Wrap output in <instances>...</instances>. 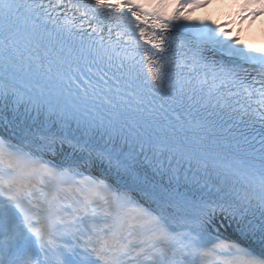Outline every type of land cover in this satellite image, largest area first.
<instances>
[{
  "label": "snow or ice",
  "instance_id": "1",
  "mask_svg": "<svg viewBox=\"0 0 264 264\" xmlns=\"http://www.w3.org/2000/svg\"><path fill=\"white\" fill-rule=\"evenodd\" d=\"M212 4L0 0V264H264V46Z\"/></svg>",
  "mask_w": 264,
  "mask_h": 264
},
{
  "label": "rangeland",
  "instance_id": "2",
  "mask_svg": "<svg viewBox=\"0 0 264 264\" xmlns=\"http://www.w3.org/2000/svg\"><path fill=\"white\" fill-rule=\"evenodd\" d=\"M225 1L221 2V1H213V4L212 6L209 8V9H200V10H197L195 13H194V17H198V19H204V18H208V19H214L217 23H221L223 22L224 23V14L222 15L220 13V11H224L225 9ZM207 12V16H205V13ZM247 22L245 20H241V21H231L229 23V25H233V29L230 34L231 35H236V34H239L243 39L249 35L250 33L254 32V33H257L259 32L258 34V39H260V41H263L262 39L264 38V16H261L260 18H257L255 20H251L250 21V26H249V29L247 31H243L244 29H241L240 28V31L238 32L239 30V27L242 26L243 24H246ZM238 32V33H237ZM263 45H264V42H263ZM261 45V46H263ZM255 47V46H254ZM260 47V45H259Z\"/></svg>",
  "mask_w": 264,
  "mask_h": 264
}]
</instances>
